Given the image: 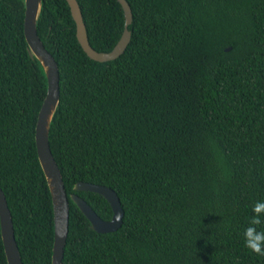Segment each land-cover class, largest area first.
Segmentation results:
<instances>
[{"label":"trees","instance_id":"obj_1","mask_svg":"<svg viewBox=\"0 0 264 264\" xmlns=\"http://www.w3.org/2000/svg\"><path fill=\"white\" fill-rule=\"evenodd\" d=\"M126 1L130 40L113 60L86 55L66 0H42L36 23L59 70L49 146L66 193L107 220L102 195L74 189L101 184L123 209L121 226L99 233L68 196L62 263L264 264L243 244L264 200V0ZM77 2L89 44L110 51L120 3ZM24 9L0 0V187L23 264H51L52 202L34 139L46 77Z\"/></svg>","mask_w":264,"mask_h":264},{"label":"water","instance_id":"obj_2","mask_svg":"<svg viewBox=\"0 0 264 264\" xmlns=\"http://www.w3.org/2000/svg\"><path fill=\"white\" fill-rule=\"evenodd\" d=\"M71 16L76 26V38L86 55L99 62L117 58L130 40L128 26L132 21L131 8L126 0H117L124 13L122 34L110 51H97L88 41L86 27L77 0H66ZM42 0H24L23 31L32 58H36L43 68L46 77V93L37 114L35 125V145L38 161L45 176L51 196L53 210L54 237L52 245L51 264H63V252L68 234L69 200L79 208L89 221L90 227L99 233L116 231L123 221V209L116 192L104 185L78 181L74 189L90 191L102 195L110 205L112 216L102 219L91 206L79 195H67L60 169L52 155L49 146V128L59 103V70L53 55L44 47L37 34L36 23L40 13ZM226 48L225 50H229ZM0 234L4 253L8 264H23L19 248L14 236L12 216L5 194L0 187Z\"/></svg>","mask_w":264,"mask_h":264},{"label":"clouds","instance_id":"obj_3","mask_svg":"<svg viewBox=\"0 0 264 264\" xmlns=\"http://www.w3.org/2000/svg\"><path fill=\"white\" fill-rule=\"evenodd\" d=\"M264 200H257L251 206V215L243 230L244 247L251 253L264 257Z\"/></svg>","mask_w":264,"mask_h":264}]
</instances>
